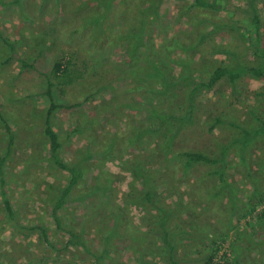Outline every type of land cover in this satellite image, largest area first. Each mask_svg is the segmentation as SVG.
I'll list each match as a JSON object with an SVG mask.
<instances>
[{"label": "rangeland", "instance_id": "obj_1", "mask_svg": "<svg viewBox=\"0 0 264 264\" xmlns=\"http://www.w3.org/2000/svg\"><path fill=\"white\" fill-rule=\"evenodd\" d=\"M11 1L0 0V107L7 110L4 117L17 138L2 178L5 184L3 188L0 185V264H97L95 256L102 251V239L111 230L112 218L116 216L120 222L141 228L146 225V211L131 204L127 197L131 189L139 190V183L129 171L130 162H140L145 170L157 171L161 175L157 183L166 192L164 196H168V202L187 201L200 184L198 179L205 170L197 168L184 173L181 158L174 156L188 148L211 155L216 147L213 137L224 142L233 132L215 129L208 133L211 116L224 111L240 123L254 120L252 115L264 118V80L244 74L233 87L221 81L210 92H201L195 100L192 122L185 120L181 127V122L172 123L171 135L176 134L172 142L167 143L169 137L164 141L158 134L146 136L142 141L136 139L130 145L120 139V134L126 135L146 124L143 112L147 109V94L135 88L142 85L137 80L149 70L150 60L157 61L172 78L179 76L181 64L195 68L197 78H207V73L218 65L237 66V62L256 65L254 46L258 44L260 47L256 41L258 32L262 34L261 47L264 49V0H250L256 7V16L247 0H204L215 8L208 14L213 22L220 21L219 31L210 35L202 45L197 43L193 47L190 43L195 40L197 30L186 25L188 19L181 16L193 0L162 3L158 18L152 17L146 26L143 44L121 36L138 25L140 11L146 8L148 0H117L110 10L104 12L99 8L98 0H20L23 10ZM200 13L202 10L193 14L195 22H199ZM96 18L105 32L93 40L91 33ZM211 24L203 23L201 27L210 32ZM41 33L44 35L43 44H39ZM3 39L19 42L18 53L25 60L43 53L36 61L37 73L20 70L15 60L3 65L9 56V48ZM71 51H76L79 61H86L88 68L84 77L67 87L63 95L57 92L55 100L72 105L83 103L87 97L90 99L79 107L61 109L53 115V126L63 143L62 159L66 164H74L82 174L80 184L56 213L62 224L77 230L85 228L83 238L89 242L90 254L65 247L67 237L57 230L52 210L59 193L57 188H61L68 173L52 165L48 160V148L42 147L40 142L34 144L33 136L27 133L37 118L33 112L46 108L43 97L33 95L44 89L39 71L48 72L53 62ZM260 62L264 64V59L261 58ZM28 94L33 95L29 100L25 98ZM171 95L174 109L183 110L185 90H175ZM80 125L83 129L74 131ZM114 137L116 140L111 141ZM0 139L6 143V139L1 136ZM33 156H37V161L32 159ZM249 157L262 164L264 143L257 144ZM244 167L232 149L226 156L224 181L231 190L234 185L239 190L236 192L239 201L230 203L228 215V197L210 205L205 203L208 201L205 196L197 199L207 217L204 219L211 224L204 240L206 253L213 239L225 240L223 250L212 264L222 263L218 256L225 250L230 253L231 244H236L243 255L247 254L245 249L250 241L254 249H259L258 254L250 253L253 263L264 264V246L260 245L264 242V231L258 233L260 228L252 225L254 215L264 211V171H258L253 163H249L246 169ZM208 181L213 190L222 186L216 176H211ZM50 186L55 189L50 190ZM1 190L6 193L13 210L18 212L20 224L43 226L48 233V243L38 233L24 231L8 222ZM250 205L254 206V211L247 214ZM180 241L182 247L177 253L184 258L183 246L190 248L192 241L188 237H182ZM149 242L162 249L159 242L156 245L151 240ZM128 247L124 250L115 245L98 264H138L139 251H133L138 247L134 244ZM195 250L191 247L190 252L187 251V260H195L187 264H205V259L198 257ZM159 257L151 259L148 255L146 259L159 262Z\"/></svg>", "mask_w": 264, "mask_h": 264}, {"label": "trees", "instance_id": "obj_2", "mask_svg": "<svg viewBox=\"0 0 264 264\" xmlns=\"http://www.w3.org/2000/svg\"><path fill=\"white\" fill-rule=\"evenodd\" d=\"M115 1L117 0H98V6L101 8V11L104 12L108 9L110 10ZM165 1L167 0H148L147 2L149 3L146 8L140 11L138 25L131 28L129 32L124 34V36H121V38L126 40L134 38L137 44H143L145 41L144 33L146 26L149 24L152 17L155 19L158 18L159 7L162 3H165ZM193 1V4L181 14V16L188 19V24L186 25H190L193 30H197L194 37L195 40L190 43L192 47L197 43L202 45L210 35L217 34L220 24V21L213 22V19L211 20L209 17L211 16L208 14L209 10L215 9L212 4L204 0ZM247 1L249 2L250 10L254 16H256V7L253 6L252 1ZM10 3L17 5L22 10L24 8L20 0H12ZM196 10H202L199 22H195V17L193 15ZM23 16L27 18L25 13ZM255 19L257 20V17ZM94 22L95 24L93 27L95 28L91 35L93 40H97L102 34H104L105 30L101 28V24L97 18ZM208 22L213 23L211 24L212 28L210 32H206L205 27H201L203 23ZM190 31L191 30H189V33L192 34L193 31ZM38 37L39 44H43L44 35L41 33ZM159 37H161V35H159ZM256 41H259L260 43V47L258 44H255L254 46L256 65H252L251 63L239 64L238 62L237 66L218 65L213 67L207 73V78L195 77V68L187 64H181L182 70L179 76L177 78H172L165 69L161 68V65L157 61L153 62V60H150L149 70L143 72L137 80L138 82H142V85H138L135 88L139 91H145L147 94V109L143 112L146 118V124L135 130L133 129V131L126 135L120 134V139H125L127 144L130 145L133 144L136 139L142 141L146 136L158 134L164 139V141L168 136L169 139L167 143H170V141L172 142L176 136V134L171 135V131L174 129L172 123L175 124V122H181L179 125L181 127V125L185 123V120L192 122L195 100L201 92H210L221 81H224L226 82V85L233 87L244 74L257 80H264V64L260 62L261 58L264 59V49L261 47L262 34L260 32L256 34ZM3 42L9 48V56L4 62H2L3 65H6L11 60H15L18 62L20 70L29 69L37 73L35 67V65H37L36 61L43 56V53H39L36 58L25 60L20 58V53H18V48L20 46L19 42L11 43L6 39H3ZM136 45L134 44V46ZM87 68V62L84 60L80 62L77 52L71 51L67 56H63L53 62L48 72L39 71V75L43 78L44 89L43 91L39 90L33 95L43 97L46 108L34 111L39 113V123H41V126L32 130V134L35 138H40L43 145L48 147V160L52 165L68 173L65 182L61 184V188L59 186L57 188L59 193L52 210V217L57 230L67 237L65 247H73L76 250L90 254L88 249L89 242L83 238V232L86 233L84 230L85 228L77 230L72 226L62 224L61 219L56 213L57 209L64 205L70 194L74 191L77 185L80 184L82 174L74 164L69 165L63 161L61 156L63 143L60 140V134L58 131L54 130L52 123L55 112L61 109L69 110L74 107H79L83 105V103L89 101L90 98L87 97L81 104L65 105L57 103L55 100L57 92L60 96L63 95L64 90L67 87L72 86L76 81L84 77ZM17 75H20V72ZM175 90H185V108H183V110L180 108L176 111L173 107L174 103L172 102L171 93ZM33 95L28 94L25 98L29 100ZM5 114H7V110H2L0 107V123L2 124L3 131V135L0 133V136L3 137V139H6L5 144L0 139V185L2 188L5 184L2 178L5 174L6 165L11 160L14 142L17 138L16 134L11 129L9 121L5 119ZM231 115L223 111L217 116H211V119L208 121L209 126L207 132L210 134L215 129L233 131L231 134L229 133V137L226 138L224 142L219 141L218 137H213L212 142L215 143L214 145L216 147L212 150L211 155L201 150L188 148L174 156L178 159L181 158L184 173H188L191 169L194 170L197 168H204L205 170L203 176L198 179L200 184L192 192V195L187 201L173 200V202H168V196H164V193L166 192L161 190L157 183V179H159L161 175L157 171L150 172L151 170H145V167L143 165L141 166L140 162H138V164H136L137 161L129 163V171L135 176L136 181L139 183V190H135L134 188L131 189L127 197L131 204L140 206L146 211V225L145 228H141L128 222H120L116 216L112 218L111 230H109L107 235L102 239V251L95 256L97 264L99 262L101 263L105 256L109 254L111 248L115 245L118 249L123 248L126 250L129 248L128 246L133 244L138 247L137 250H133L139 251V254L136 257L138 264L193 263L195 260H187L186 258L191 247L196 248L195 254H197L198 257L205 259V264H212L216 259V256L223 250L222 247L225 240L223 241L222 238L213 239L210 242V246L207 248L209 251L206 253L207 246L205 247L206 244H204V240L207 239V233L211 228V224L208 222V219H204L207 217L201 211L202 204L197 201V199L205 196L206 200H208L205 203L210 205L216 204V202L222 197H228L229 206L227 205V215L229 214V211H231L229 209L230 203L233 204L239 201L236 196V192H239V190L235 185L231 190V186L229 188L224 181L226 177V156L232 151V149L235 150L240 163L245 164V169L249 163H253L258 168V171H260L259 169L264 171V162L259 164L257 161L250 160L249 157V153L253 151L257 144L261 142L264 143V118L252 115L254 120L250 119L249 122L247 119L244 123H240ZM86 124H89V122ZM80 126L81 127L76 126L74 131L82 130L83 125ZM21 132H23V130H20V133ZM115 140V137L111 139V141ZM167 148H169V145ZM211 176L218 177L222 186L213 190L212 184L208 181V178ZM255 182V187L257 188V181ZM49 188L50 190H53L55 189V186L53 188L50 186ZM79 195L80 194H77V196ZM1 197L5 218L8 222L15 223L24 231L38 233L46 243L49 242L47 230L43 226L35 224L26 227L20 224L18 218L19 214L17 211L13 210L12 206L7 201L4 190H1ZM253 208L254 206L250 205L247 214H252L254 211ZM252 223L256 229L258 227L260 228L257 230L258 233L261 230L264 231V228H262L264 227V211L256 213ZM182 237H188L190 241H192L189 244L190 248L188 246H183V250L185 251L184 258L180 257L177 253L180 247H182L181 241L179 242ZM139 239H143V241L139 242ZM148 239L155 242V245L159 242L162 245V249L160 250L156 246L150 245ZM249 241L250 240L247 242ZM99 242L102 243L101 241ZM260 245L264 246V242ZM188 250L189 252H187ZM246 251L248 253L243 255L242 251L236 244H231L230 253L225 250L220 256H218V259L222 262L221 264H254L250 253L256 252L258 254L259 249H254L250 241L247 250L245 249V252ZM204 252L205 254L203 255ZM148 255L151 259L159 255V262L151 259L147 260L146 257H148ZM231 259H233V263H231Z\"/></svg>", "mask_w": 264, "mask_h": 264}, {"label": "crops", "instance_id": "obj_3", "mask_svg": "<svg viewBox=\"0 0 264 264\" xmlns=\"http://www.w3.org/2000/svg\"><path fill=\"white\" fill-rule=\"evenodd\" d=\"M34 114H36L37 115V118L35 119V120H33V125L31 126V128H29V130L27 131V133H29V134H31V136H33V139H34V141H33V143L34 144H37V142H40L42 145V147L44 146V147H47V146H45V145H43V142L41 141V139L40 138H35V136L32 134V130H34L35 128H39L40 126H41V123H39V113H37V112H33ZM37 126V127H36ZM53 128H54V126H53ZM54 130L55 131H57L55 128H54ZM48 148V147H47ZM38 159L37 158V156L35 157V156H33L32 157V159L33 160H36V159ZM37 161V160H36ZM2 240V239H1Z\"/></svg>", "mask_w": 264, "mask_h": 264}, {"label": "built area", "instance_id": "obj_4", "mask_svg": "<svg viewBox=\"0 0 264 264\" xmlns=\"http://www.w3.org/2000/svg\"><path fill=\"white\" fill-rule=\"evenodd\" d=\"M262 209H264V208H262Z\"/></svg>", "mask_w": 264, "mask_h": 264}]
</instances>
